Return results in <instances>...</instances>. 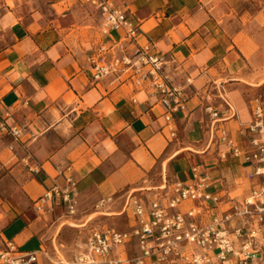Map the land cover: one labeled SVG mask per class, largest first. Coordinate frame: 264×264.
I'll return each mask as SVG.
<instances>
[{"label":"crops","instance_id":"crops-1","mask_svg":"<svg viewBox=\"0 0 264 264\" xmlns=\"http://www.w3.org/2000/svg\"><path fill=\"white\" fill-rule=\"evenodd\" d=\"M115 3L138 28L135 41L123 29L105 32L101 13L83 0H0V115L22 136L13 151L9 138L0 141V250L12 242L39 252V264H57L74 232L67 221L85 227L104 214L115 222L125 203L105 210L129 196L150 200L164 185L195 183V169L208 191L237 200L255 184L242 158L219 159L229 148L211 142L205 108L222 112L219 125L247 146L255 100L264 105V0ZM145 47L185 96L170 121L132 67L96 77L94 62H135ZM67 177L76 182L71 216L60 197L43 199Z\"/></svg>","mask_w":264,"mask_h":264},{"label":"built area","instance_id":"built-area-1","mask_svg":"<svg viewBox=\"0 0 264 264\" xmlns=\"http://www.w3.org/2000/svg\"><path fill=\"white\" fill-rule=\"evenodd\" d=\"M83 2L101 13L105 32L123 29L126 37L136 40L138 28L115 0ZM136 56L135 62L130 58H115L110 65L94 62L96 77L121 65L132 67L140 74L139 83L147 82L158 93L159 102L166 109L165 118L170 121L173 112L184 108V94L163 74L161 56L149 54L147 47ZM145 67L147 69L143 71ZM224 101L228 110H232ZM205 111L209 116L211 142L229 148L219 154V159L225 160L231 154L242 158L252 168L247 174V179L255 182L250 194L237 200L227 193L210 192L207 177L195 169V183L164 185L150 200L144 195L129 196L124 205L128 229L91 228L81 264H254L263 258L264 105L261 100H255L245 148H239L230 139L228 130L219 125L227 119L222 112L211 105ZM21 137V129L0 115V141L9 138L7 148L13 151V144L19 143ZM27 166L34 174L41 172L39 166L29 163ZM66 182L64 188L52 186L43 199L60 197L67 215L71 216L76 213V182L71 177H67ZM131 245H135L136 251L128 253L127 248ZM43 255L46 256V252ZM39 258V252L20 251L12 242H7L0 250V264H39Z\"/></svg>","mask_w":264,"mask_h":264},{"label":"rangeland","instance_id":"rangeland-1","mask_svg":"<svg viewBox=\"0 0 264 264\" xmlns=\"http://www.w3.org/2000/svg\"><path fill=\"white\" fill-rule=\"evenodd\" d=\"M149 192L156 193L157 191L152 189V191H149ZM122 200H123V203H122ZM122 200L120 201L121 204L117 203L118 207L120 205L119 208L109 209L105 211H114V210L122 209V206L124 205L126 198ZM112 203L114 202H111V204ZM98 216L99 217L93 216L92 220L85 227L75 226V224L77 225V224H80L81 222H75L74 220H69L66 222L67 225L73 228L74 232L73 234L69 236V238L67 239V242H65V245L61 247V250L58 253V256L56 259L57 261H55L57 262V264H81L80 258L86 253V245H85L86 239H87L89 230L93 227L111 226L119 230L128 229L129 220H127V217L124 212L116 215L117 218L115 222L106 221L109 215L100 214ZM261 243L264 246V239L261 240ZM127 251L128 253L136 251L135 245L128 246ZM254 264H264V253H263V258L261 260L254 262Z\"/></svg>","mask_w":264,"mask_h":264}]
</instances>
